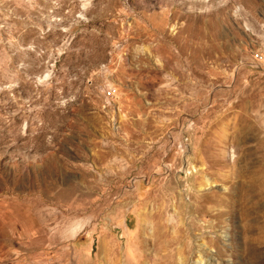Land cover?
<instances>
[{"label":"rangeland","instance_id":"1","mask_svg":"<svg viewBox=\"0 0 264 264\" xmlns=\"http://www.w3.org/2000/svg\"><path fill=\"white\" fill-rule=\"evenodd\" d=\"M200 260L264 264V0H0V264Z\"/></svg>","mask_w":264,"mask_h":264},{"label":"bare ground","instance_id":"2","mask_svg":"<svg viewBox=\"0 0 264 264\" xmlns=\"http://www.w3.org/2000/svg\"><path fill=\"white\" fill-rule=\"evenodd\" d=\"M172 216H173V215H171V214H168V215H167V218H168L167 220H169V221H170V220L172 219ZM173 218H174V217H173ZM173 220H174V219H173ZM173 220H172V221H173ZM77 224H78V223H77ZM77 224H76V225H77ZM82 224H83V223H82ZM81 226H82V225H81ZM74 228H75V229H77V228H79V229H80V225H77V226H76V227H74ZM79 229H78V230H79ZM78 230H77V231H78ZM198 255H199V254H198ZM201 257H202V256H201ZM198 260H199V258H198ZM200 261H201V260H200ZM200 261H199V263H200ZM206 262H207V261H206ZM210 263H211V262H210ZM201 264H202V261H201ZM203 264H205V263H203Z\"/></svg>","mask_w":264,"mask_h":264}]
</instances>
